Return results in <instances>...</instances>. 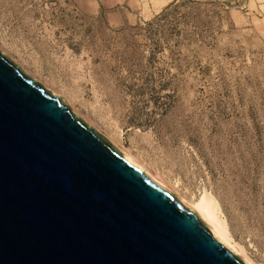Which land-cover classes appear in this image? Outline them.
I'll list each match as a JSON object with an SVG mask.
<instances>
[{"label": "rangeland", "instance_id": "obj_1", "mask_svg": "<svg viewBox=\"0 0 264 264\" xmlns=\"http://www.w3.org/2000/svg\"><path fill=\"white\" fill-rule=\"evenodd\" d=\"M0 51L264 264V0H0Z\"/></svg>", "mask_w": 264, "mask_h": 264}, {"label": "water", "instance_id": "obj_2", "mask_svg": "<svg viewBox=\"0 0 264 264\" xmlns=\"http://www.w3.org/2000/svg\"><path fill=\"white\" fill-rule=\"evenodd\" d=\"M0 264H245L0 51Z\"/></svg>", "mask_w": 264, "mask_h": 264}, {"label": "bare ground", "instance_id": "obj_3", "mask_svg": "<svg viewBox=\"0 0 264 264\" xmlns=\"http://www.w3.org/2000/svg\"><path fill=\"white\" fill-rule=\"evenodd\" d=\"M75 113L78 115L77 112ZM118 150L126 157V159L130 163H132L135 167L141 169L157 185L167 191L174 193L175 197L185 207L197 213L200 220L210 228L217 239L236 257L242 260L245 264H255L249 257L246 249L233 239L229 224L224 216L221 205L214 196L209 193H205L198 201H188L184 197L178 195L174 189H171V187H169L170 185H167V183L165 182L166 180L164 181V178H162L159 174L153 173V171L149 170V167L144 165L143 162H140L138 158H136L133 154H131L127 150L125 151L120 148Z\"/></svg>", "mask_w": 264, "mask_h": 264}]
</instances>
